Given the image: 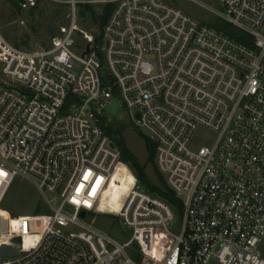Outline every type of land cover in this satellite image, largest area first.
<instances>
[{
	"label": "built area",
	"instance_id": "2783aa9c",
	"mask_svg": "<svg viewBox=\"0 0 264 264\" xmlns=\"http://www.w3.org/2000/svg\"><path fill=\"white\" fill-rule=\"evenodd\" d=\"M219 2L253 46L171 0H62L68 24L46 47H18L0 29V240L16 237L1 211L16 176L51 212L35 244H0L18 250L0 264H264V0ZM93 4L113 6L102 44L85 34L77 46L80 7ZM114 97L154 141L180 208L138 180L117 209L103 207L120 184L121 152L102 122ZM201 131L213 139L196 143ZM101 214L123 238L95 224ZM156 227L172 239L159 251Z\"/></svg>",
	"mask_w": 264,
	"mask_h": 264
},
{
	"label": "rangeland",
	"instance_id": "374dc122",
	"mask_svg": "<svg viewBox=\"0 0 264 264\" xmlns=\"http://www.w3.org/2000/svg\"><path fill=\"white\" fill-rule=\"evenodd\" d=\"M171 1L175 6L199 22L211 26L227 22L220 15L225 10L219 0ZM92 7L98 16L105 13L104 9L106 5L93 4ZM82 10L85 11L86 8L81 6L80 11ZM67 15L68 8L66 4L62 3V0H42L39 9L35 12H32L31 9L23 8L16 0H0V29L2 33L13 44L25 49L50 45L52 35H57L60 28L68 24ZM88 16L80 15L79 12L77 19L78 30L75 35V45L77 46L82 47L85 45L87 40L84 37L85 34L91 35L94 38V34L99 35L101 32L97 29L98 23L93 22L91 17ZM101 44V37L99 40H94L95 46L100 47ZM104 115L102 119L104 126H109L117 134L116 138L106 132L111 139L117 143V140L122 138L127 150L141 165H145L146 176L150 183L162 190H167L163 183H161L164 178L162 177V180V175L158 172L155 163L148 159L146 147V139H150L148 132L145 129L138 128L132 122L129 112L122 108L115 97L106 107ZM212 139L213 134L201 131L196 143H206ZM117 166L115 179L120 184L112 185L109 198L106 199V204L103 206L106 209L109 204L114 209H117V205H114L113 201L118 197L119 192H121L120 190H128L134 180H137L134 169L122 157ZM1 211L12 219V232L16 235V237L13 236L6 240L3 238V242H8L10 239L18 244H21L24 240L30 241L32 245L35 244L46 229L51 215L48 205L35 184L29 178L22 176L14 178L2 203ZM101 212H106V210L101 209ZM89 215L92 217V214ZM180 216L181 209L177 211L176 221L171 229L173 232L178 231L176 224H178ZM94 217L95 224L98 227L112 233L118 238H123L118 233V221L113 216L101 214ZM154 235V244L158 251L164 246H169L172 242L171 237L165 233L162 227H156ZM261 254L264 257V240L261 246ZM211 264H216V262L212 261Z\"/></svg>",
	"mask_w": 264,
	"mask_h": 264
},
{
	"label": "trees",
	"instance_id": "16d2710c",
	"mask_svg": "<svg viewBox=\"0 0 264 264\" xmlns=\"http://www.w3.org/2000/svg\"><path fill=\"white\" fill-rule=\"evenodd\" d=\"M42 0H39V2L36 4L35 7H33L31 9L32 12H35L36 10L39 9L40 4H41ZM85 7L86 10L85 11H80V15H89L88 17H91L92 21L95 23H98L97 25V29L100 30V34H94V40H99L100 37L102 38V30H103V26L112 10V4H107L104 11L105 13L101 16H98L94 10V8L92 7V5H85L82 6ZM214 27L224 31L227 35H229L231 38H234L244 44H247L249 46H253V37L240 30L239 28L233 26L232 24L228 23V22H224V23H218L216 25H214ZM55 35H52V37ZM19 47V46H18ZM105 131L111 135L112 137H116L117 138V134L116 131H113L109 128V126H104ZM118 131V130H117ZM117 146L121 152V157L125 162H129L130 165L132 166V168L134 169L135 173H136V177L137 180L143 185L145 186V188L151 192L154 195H157L161 198H163L164 200H166L168 203L170 204H174L177 207H181L180 201L178 198L175 197L174 193L169 190V188L166 186L165 181L163 180L162 176V180L161 183H163L164 187L167 190H162L158 187L153 186L150 181L148 180L147 176H146V172H145V165H141L139 163V161L127 150V147L123 141V139H118L117 140ZM146 147H147V151H148V159L151 160L152 162H154V154H155V143L153 140L150 139H146ZM3 240H0V243H2Z\"/></svg>",
	"mask_w": 264,
	"mask_h": 264
},
{
	"label": "water",
	"instance_id": "95a60500",
	"mask_svg": "<svg viewBox=\"0 0 264 264\" xmlns=\"http://www.w3.org/2000/svg\"><path fill=\"white\" fill-rule=\"evenodd\" d=\"M80 215L83 217V216H85V212L84 211H82L81 213H80ZM17 253H18V250H17V248L16 247H13V246H7V245H2L1 247H0V261L2 260V258L4 257V256H15V255H17Z\"/></svg>",
	"mask_w": 264,
	"mask_h": 264
},
{
	"label": "bare ground",
	"instance_id": "6f19581e",
	"mask_svg": "<svg viewBox=\"0 0 264 264\" xmlns=\"http://www.w3.org/2000/svg\"><path fill=\"white\" fill-rule=\"evenodd\" d=\"M115 182H118V181L115 179ZM132 184H133V183H132ZM132 184H131V185H132ZM112 185H113V184H112ZM114 185H118V183H114ZM131 185H130V186H131ZM130 186H129V188H130ZM129 188H128V189H129Z\"/></svg>",
	"mask_w": 264,
	"mask_h": 264
},
{
	"label": "snow or ice",
	"instance_id": "6c2138e0",
	"mask_svg": "<svg viewBox=\"0 0 264 264\" xmlns=\"http://www.w3.org/2000/svg\"><path fill=\"white\" fill-rule=\"evenodd\" d=\"M0 174H4V173H0ZM4 175H6V174H4Z\"/></svg>",
	"mask_w": 264,
	"mask_h": 264
}]
</instances>
